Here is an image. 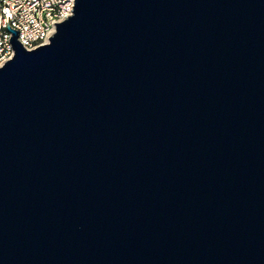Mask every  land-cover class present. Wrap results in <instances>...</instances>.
Masks as SVG:
<instances>
[{"label": "water", "instance_id": "95a60500", "mask_svg": "<svg viewBox=\"0 0 264 264\" xmlns=\"http://www.w3.org/2000/svg\"><path fill=\"white\" fill-rule=\"evenodd\" d=\"M73 8L8 26L0 264H264V0Z\"/></svg>", "mask_w": 264, "mask_h": 264}, {"label": "built area", "instance_id": "2783aa9c", "mask_svg": "<svg viewBox=\"0 0 264 264\" xmlns=\"http://www.w3.org/2000/svg\"><path fill=\"white\" fill-rule=\"evenodd\" d=\"M74 6L75 0H0V67L15 56L8 26L18 31L17 40L32 51L50 44L49 38L57 32L55 23L73 16Z\"/></svg>", "mask_w": 264, "mask_h": 264}]
</instances>
